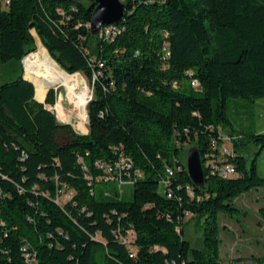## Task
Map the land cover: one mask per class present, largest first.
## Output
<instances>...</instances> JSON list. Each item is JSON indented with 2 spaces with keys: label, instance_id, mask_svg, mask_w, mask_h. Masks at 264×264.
<instances>
[{
  "label": "trees",
  "instance_id": "obj_1",
  "mask_svg": "<svg viewBox=\"0 0 264 264\" xmlns=\"http://www.w3.org/2000/svg\"><path fill=\"white\" fill-rule=\"evenodd\" d=\"M3 2L0 264H225L219 215L264 188L225 114L232 98H264V0H123V17L108 24L119 33L106 39L91 31L94 0ZM34 32L63 71L90 83L87 133L48 108L55 90L36 99L22 68L37 49ZM38 85L52 83L40 73ZM222 124L233 132L228 154L218 150ZM249 141L264 148V132ZM191 144L204 187L187 171ZM209 159L233 164L237 176ZM168 167L175 173L164 187ZM191 219L200 247L187 237Z\"/></svg>",
  "mask_w": 264,
  "mask_h": 264
},
{
  "label": "rangeland",
  "instance_id": "obj_2",
  "mask_svg": "<svg viewBox=\"0 0 264 264\" xmlns=\"http://www.w3.org/2000/svg\"><path fill=\"white\" fill-rule=\"evenodd\" d=\"M34 35L37 49L26 56L25 64L22 62V68L24 75H28L35 83V87L41 89L37 90L36 88L37 97L45 101L47 96L46 89L38 85L40 73L47 60L50 64L57 63L46 52L44 49L46 47L36 32H34ZM31 55L33 56L29 58ZM9 65H2L0 73H2L1 70L4 71ZM14 65L17 66L19 71L20 64L15 62ZM76 75L81 77L82 84L85 81L86 86L91 91L92 88L87 78L82 73L81 75L79 73ZM76 75L72 77L69 75V78H73ZM50 82L52 83L51 80ZM52 86L56 92V104L60 105L61 102L63 108V114L54 111L58 121L61 123H71L74 129H80L78 127L80 119L76 116V113L72 112V104L67 99L66 88L64 86H54L53 83ZM225 114L230 120L235 135L243 137L242 142H245L240 149V153L248 159L249 166L255 160L258 173L264 176V148L249 141L252 133L264 132V98L253 101L244 98H232L227 102ZM65 117L66 119H63ZM220 128L223 130L224 136H227V139L224 140V146L233 152V136L231 135L233 132L229 130V126L227 125L222 124ZM80 130L81 133H87L88 123H85ZM191 146L195 145L191 144L185 147L184 158L186 164L188 150ZM123 189L126 191L127 197L130 198L133 194L134 186L127 185ZM235 205L238 208L237 211H234L232 214L221 213L219 215L222 261L225 264H264V219L260 214V209L264 207V188L255 189L242 195L236 200ZM185 229L191 243L200 247L202 244V232L200 229H196L194 220H189L185 225Z\"/></svg>",
  "mask_w": 264,
  "mask_h": 264
},
{
  "label": "water",
  "instance_id": "obj_3",
  "mask_svg": "<svg viewBox=\"0 0 264 264\" xmlns=\"http://www.w3.org/2000/svg\"><path fill=\"white\" fill-rule=\"evenodd\" d=\"M92 6L94 10L91 18V31L94 35H98L104 25L119 21L125 11V4L122 0H94ZM26 79L35 85L30 77H26ZM51 89L53 86L48 88L47 93ZM187 171L196 186L204 187L205 172L201 153L197 146H191L188 150Z\"/></svg>",
  "mask_w": 264,
  "mask_h": 264
},
{
  "label": "bare ground",
  "instance_id": "obj_4",
  "mask_svg": "<svg viewBox=\"0 0 264 264\" xmlns=\"http://www.w3.org/2000/svg\"><path fill=\"white\" fill-rule=\"evenodd\" d=\"M41 75L51 80L54 86H64L66 88L67 99L72 104V112L76 113V116L80 119L78 127L81 129L84 124L88 122L86 107L89 101V96L91 94V91L86 86L85 81H83L82 84L81 77L76 74L75 77L69 78V75L65 71H63L58 64H50L48 60L45 62L42 68ZM48 88H45L46 93ZM57 108L59 109V112L63 114L61 102L60 105L57 104ZM63 119H66V117Z\"/></svg>",
  "mask_w": 264,
  "mask_h": 264
},
{
  "label": "built area",
  "instance_id": "obj_5",
  "mask_svg": "<svg viewBox=\"0 0 264 264\" xmlns=\"http://www.w3.org/2000/svg\"><path fill=\"white\" fill-rule=\"evenodd\" d=\"M4 2H5V4H8L9 3V0H4ZM119 33V30H118V28L117 27H115V26H111V25H104L102 28H101V30H100V32H99V34L97 35L98 37H101V38H109V37H111V36H115L116 34H118ZM26 58L27 57H25L24 59H23V62H24V64H25V60H26ZM27 70V69H26ZM28 73V72H27ZM25 77H28V75H26ZM192 86L193 87H199V82H198V80H196V79H194L193 81H192ZM92 96H93V91L91 90V94H90V96H89V101L91 100V98H92ZM88 101V102H89ZM48 108L51 110V111H55V112H57V113H59V109L57 108V104L55 103L54 105H48ZM54 112V113H55ZM87 116H88V112H87ZM65 121V120H64ZM88 123V122H87ZM76 130V129H75ZM77 132H79V133H81L80 131V129H78V130H76ZM227 139V136H222V140L224 141V140H226ZM217 147V146H216ZM218 150L220 151V153L221 154H228V153H231L232 152V150L231 149H228L227 147H225L224 146V142H223V144L222 145H220V148H218ZM209 164H211L213 167H216L219 171H220V173L223 175V176H225V177H235V176H237V172H236V168H235V166L233 165V164H225V165H222V166H218V165H216L215 164V161H214V159H209ZM122 165H123V167L122 168H125V167H127V168H130L131 167V162L130 161H128L126 158H122V160H121V162H120ZM97 166H98V168H100V169H102L103 171H105V172H107V173H112V171H113V167L111 166V165H106L105 163H102V162H99V163H97ZM174 173H175V171H174V169L173 168H170V167H168L167 169H166V177H165V179H163V181H162V183H163V186L164 187H169V185H170V181H171V177H173L174 176ZM122 183H125V182H121V185H122ZM169 196H171V194L169 193ZM192 214H190V213H188L187 214V217H190Z\"/></svg>",
  "mask_w": 264,
  "mask_h": 264
},
{
  "label": "crops",
  "instance_id": "obj_6",
  "mask_svg": "<svg viewBox=\"0 0 264 264\" xmlns=\"http://www.w3.org/2000/svg\"><path fill=\"white\" fill-rule=\"evenodd\" d=\"M33 55H34V54H33ZM33 55L29 56V58H31ZM46 95H47V94H46ZM36 99H37L38 101H40V102H44V99L42 100V99H40V98L37 97V93H36Z\"/></svg>",
  "mask_w": 264,
  "mask_h": 264
},
{
  "label": "flooded vegetation",
  "instance_id": "obj_7",
  "mask_svg": "<svg viewBox=\"0 0 264 264\" xmlns=\"http://www.w3.org/2000/svg\"><path fill=\"white\" fill-rule=\"evenodd\" d=\"M93 5V4H92Z\"/></svg>",
  "mask_w": 264,
  "mask_h": 264
}]
</instances>
